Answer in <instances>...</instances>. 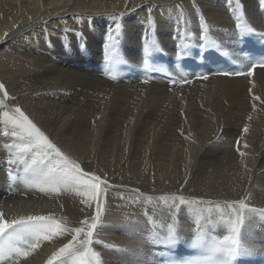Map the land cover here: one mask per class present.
Here are the masks:
<instances>
[{"label": "bare ground", "instance_id": "obj_1", "mask_svg": "<svg viewBox=\"0 0 264 264\" xmlns=\"http://www.w3.org/2000/svg\"><path fill=\"white\" fill-rule=\"evenodd\" d=\"M255 6L256 0H0V83L8 93L0 91V182L4 167L29 174L0 195L3 219L45 215L74 229L95 214L94 203H81L80 185L53 191L28 167L33 154L12 147L27 142L7 134L4 112L15 117L16 107L85 172L107 181L91 245L101 264H146L145 235L160 228L183 237L201 230L226 235L231 202L264 209V70L166 88L116 85L80 67L103 52L131 56L143 39L168 47L174 37L204 29L219 34L232 27L228 13L236 7L257 20ZM181 195L196 203L172 199ZM244 215L251 247L262 219L259 212ZM71 238H51L58 249L46 248L44 259Z\"/></svg>", "mask_w": 264, "mask_h": 264}, {"label": "snow or ice", "instance_id": "obj_2", "mask_svg": "<svg viewBox=\"0 0 264 264\" xmlns=\"http://www.w3.org/2000/svg\"><path fill=\"white\" fill-rule=\"evenodd\" d=\"M201 22L203 23V21ZM119 27L120 25L117 24L116 28L119 29ZM108 39H112L111 32L108 33ZM257 67L264 68V59L252 63L246 74L252 76ZM221 74L244 75L245 73L223 72ZM202 78L206 80L208 76L203 75ZM0 91H3L4 96L7 97L8 93L3 83H0ZM15 113L18 115L9 117L8 112H4L5 123L12 126L7 134L13 137L22 135L27 142L13 144L12 147L18 153L33 154L31 164L28 167L32 169L34 174L41 177L43 183L51 185L53 191H59V185L69 182L80 185L83 190L78 195L84 198L81 203L87 208H92L94 203L95 214L81 221V226L74 229H64L51 216L28 215L9 222L4 220L3 214L0 213V258L11 259L13 255L27 256L28 251L19 247L18 244L27 243L29 240L37 242L41 239L48 240L56 236H63L67 232L71 235V240L52 254V260L49 261V264H52V261L64 264L65 259L71 260L72 264H101L100 253L95 251L91 245L93 244L94 233L101 223L103 202L106 199V193L101 185L104 184L107 187V181L102 180L99 175L85 172L80 163L70 159L52 143L20 107L15 108ZM242 131L246 133L248 128L245 127ZM237 145H239V141H237ZM240 154L244 155V153ZM9 163H15V161H9ZM172 199L174 201L179 200L181 205L196 203L195 200H185L182 195L172 197ZM227 207L233 210L234 219L228 220V234L215 238L211 248L213 253L222 257L218 264H233L239 257L250 254V248L245 242L242 232L245 225V212H259L261 216H264V209L250 207L243 199L231 202L227 204ZM81 237L83 238L81 239ZM169 239H172L171 231ZM28 246L35 248L36 244L32 243ZM184 264H217V262L192 260L184 262Z\"/></svg>", "mask_w": 264, "mask_h": 264}, {"label": "rangeland", "instance_id": "obj_3", "mask_svg": "<svg viewBox=\"0 0 264 264\" xmlns=\"http://www.w3.org/2000/svg\"><path fill=\"white\" fill-rule=\"evenodd\" d=\"M15 169L21 170L20 167H16ZM31 242L34 243L35 241L29 240L28 245L32 244ZM35 244H36L35 248H29V246L27 247L26 250L29 253L28 258L22 257V258L16 259L11 264H31L32 262L38 261V260L43 261V263H46V262L48 263L50 260H52V257H51L52 255L50 256L51 258L49 257L47 259H44L45 254H43V252L45 251V249L47 248V251L50 249L51 250L58 249V248H55V247H58L56 241L52 240V239H48V240L41 239L38 242L36 241ZM56 262H58V261H56Z\"/></svg>", "mask_w": 264, "mask_h": 264}]
</instances>
